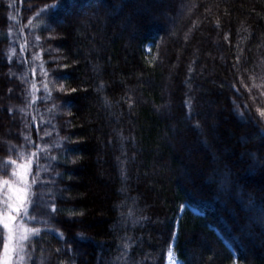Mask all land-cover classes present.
Here are the masks:
<instances>
[{"label": "trees", "instance_id": "16d2710c", "mask_svg": "<svg viewBox=\"0 0 264 264\" xmlns=\"http://www.w3.org/2000/svg\"><path fill=\"white\" fill-rule=\"evenodd\" d=\"M58 2L0 0V162L49 128L65 210L28 264H264V0Z\"/></svg>", "mask_w": 264, "mask_h": 264}, {"label": "snow or ice", "instance_id": "6c2138e0", "mask_svg": "<svg viewBox=\"0 0 264 264\" xmlns=\"http://www.w3.org/2000/svg\"><path fill=\"white\" fill-rule=\"evenodd\" d=\"M63 0H59L58 3L52 5H45L41 10L45 15L50 14L53 10L61 7ZM49 31H53L50 25H46ZM35 39L38 41L39 36ZM24 51V48L21 49ZM34 58L36 54H33ZM239 60V57H237ZM24 62L23 59L20 61ZM42 67V65H41ZM60 67H67L63 65ZM233 68H237V65H232ZM48 73H43L44 77H47ZM53 79L60 85V91H66L63 87L62 80L66 79L65 76L60 73H56ZM243 82V81H241ZM45 95L44 100L50 99L48 83L44 82ZM235 87V85H232ZM249 88L251 94L252 88L259 87L264 89V84L259 86L253 84ZM33 90H35V82H33ZM70 93H75L77 88H71ZM239 92V89H237ZM260 95H264L261 92ZM253 100H256V96H252ZM245 108L248 105L245 104ZM259 115L264 117V109H257ZM254 119V118H252ZM39 129H37L38 141H33L29 136L25 137L24 144H21L19 148H12L10 151H16L19 154V162L17 159L9 156L6 162H0V236H2V252H0V264H27V261L31 259V255L28 249L33 246L32 237L42 240L40 227L36 225L46 224L47 220H42L41 217H52L55 215L63 214L64 209H58L55 204L47 202L44 198V189L48 183H50L49 177H41L39 173L41 171H47L51 167V162L56 158L51 155L48 142H44V147H41L39 141L43 140L44 136L50 135L49 128H44L43 136L39 135ZM25 145L28 147L26 148ZM59 147V145H54ZM43 161V163H42ZM33 165H35V172L33 171ZM63 199V197H61ZM250 211H252L254 205L252 201H249ZM255 220L254 217H249L242 227H247ZM261 225H264V214L260 217ZM28 224H32V227H28ZM46 234V233H45ZM61 238L63 234L59 233ZM37 240V242H39ZM128 245H125L127 248ZM171 248L169 249V255H171ZM235 264V262H233Z\"/></svg>", "mask_w": 264, "mask_h": 264}, {"label": "rangeland", "instance_id": "374dc122", "mask_svg": "<svg viewBox=\"0 0 264 264\" xmlns=\"http://www.w3.org/2000/svg\"><path fill=\"white\" fill-rule=\"evenodd\" d=\"M33 70L36 71V68H33ZM26 81L28 82L27 85H28V88H29V92L31 93V95L34 94L35 91H37L38 86H36L35 90H33V81L29 80L28 78L26 79ZM40 83H41V81L37 82V84H40ZM26 98H28V94H26ZM34 106H36V104ZM41 147L43 148L42 144H41ZM28 227H30L29 224H28ZM27 264H28V262H27ZM166 264H182V263H181V261H179L177 259V257L175 256V254H174V252L172 250L171 251V255H169V254L167 255Z\"/></svg>", "mask_w": 264, "mask_h": 264}]
</instances>
